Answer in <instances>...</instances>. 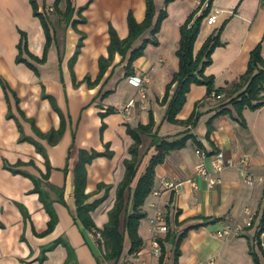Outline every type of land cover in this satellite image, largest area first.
<instances>
[{"label": "crops", "instance_id": "obj_1", "mask_svg": "<svg viewBox=\"0 0 264 264\" xmlns=\"http://www.w3.org/2000/svg\"><path fill=\"white\" fill-rule=\"evenodd\" d=\"M37 0L40 10L46 11L53 31L52 46L46 64L33 61L37 73L26 63L16 61L17 47L22 32L27 33L30 53L41 58L45 51L46 34L40 17L34 15L29 0H0V264H101V243L92 230L85 228L78 216L75 196L76 167L80 153L109 152L111 157H94L85 165L87 204H95L91 210L94 222L103 229L109 221L108 212L115 204L117 185L125 175L124 161L131 159L130 147L134 140L129 129L148 125L151 113L154 129L141 135L139 147L140 166L133 183L145 173V168L156 153L153 137L173 139L190 134L187 146L167 154L164 162L155 167L154 187L162 177L185 181L194 176L198 165L211 169V161L218 150L239 161L249 155L255 176L254 183L242 181L238 166L220 175V182L210 187L203 178H195L198 189L184 183L178 190L161 188L159 196L151 193L143 206L147 213L139 225L142 248L129 254L127 240L118 264H159L153 256L154 230L151 218L156 209L166 213L167 226L176 235L186 231L180 245L178 264H264L259 242L260 220L264 213V106L253 110L244 108L239 116L231 99L239 96L246 85L240 79L247 72L251 51L261 44L264 57V0H213L211 12L217 13L216 24L202 23L194 53L197 54L207 38L224 25L220 39L212 55V64L206 75L214 76L216 88L227 90L222 98H209L205 85L193 84L187 93L186 103L178 115L180 122H169L167 105L162 104L167 85L179 71L177 51L181 42V28L195 12L201 0H155L157 13L166 7L167 17L157 34L159 43L148 44L144 53L134 63V74L125 78L126 61L115 55L113 65L96 86L82 83L74 85L70 70V58L83 37V47L73 73L80 83L90 75L95 81L99 76V59L108 55L110 45L109 26L112 25L121 39L129 34L128 13L137 22L146 17V0H70L73 18L64 13L68 0ZM208 2V0L206 1ZM81 12V13H80ZM159 14V13H158ZM73 21H77L73 25ZM64 32V38L61 33ZM145 32L137 41L150 38ZM62 39V40H61ZM59 59L58 69H48V63ZM144 77L145 96L141 88L132 85L129 78ZM7 84L4 90L2 83ZM237 85H232V84ZM174 86L171 90L173 94ZM106 91L112 94L103 97ZM45 95L54 100L60 112ZM135 104L129 106V102ZM224 104V106H221ZM115 108L114 113L103 117L101 112ZM227 113L218 114L220 109ZM199 118L194 126L184 124L194 113ZM22 128L25 136L35 138L45 146L52 169L46 180L57 188H63L61 199L45 186L46 160L31 142L19 141ZM62 125L63 136L56 145L40 139L35 129L47 133ZM197 149L207 155L197 154ZM23 163L19 165V163ZM6 165L19 168L13 173ZM25 173V174H24ZM32 175L43 181L42 189L49 191L58 223L48 234L50 216L40 194L35 192ZM247 208L254 216L253 227L245 228L241 236L217 237V232L227 224L243 225ZM26 213V214H25ZM65 240L75 252V260L68 262V249L58 241ZM167 249L172 243L166 242ZM48 250V251H46ZM174 255L164 264H173Z\"/></svg>", "mask_w": 264, "mask_h": 264}, {"label": "trees", "instance_id": "obj_2", "mask_svg": "<svg viewBox=\"0 0 264 264\" xmlns=\"http://www.w3.org/2000/svg\"><path fill=\"white\" fill-rule=\"evenodd\" d=\"M60 0H56L55 7L59 5ZM172 0L166 1L167 4ZM207 0H201L200 4L196 6L195 12L188 18V20L182 25L181 28V42L180 47L177 51V55L179 57V71L174 74L172 80L167 85L165 95L162 100V104L167 105L166 109V117L169 122L178 123L180 122L178 119V115L182 108L186 103V95L190 91L191 86L193 84L197 85H205L207 87L206 95L209 98H212V94L215 92L216 96H222L227 88L219 87L216 88L214 82V76L206 75V69L208 66L212 64V55L214 49L222 45V41L220 39L221 33L224 29V25L220 28L216 29L211 36H209L207 41L201 47L197 54L194 53V46L196 43L197 36L201 30L203 20L207 18L210 14L211 5L213 0H208V7L203 8L202 4H204ZM32 4L34 15L36 17H40L43 25V29L46 34V43H45V51L41 58H38L30 53L28 41H27V33L22 32V38L20 43L18 44L19 54L17 56L16 61L26 63L31 69H33L36 73L37 66L36 63H46L48 52L51 48V44L54 38L50 18L48 17V13L46 11H41L39 3L37 0H29ZM69 4L67 7V11L64 13V16L70 21L73 18V10H72V2L68 0ZM166 7L161 9L158 13L156 10L155 0H146V17L142 22H137L134 14L129 12L128 14V28L129 34L125 39H121L117 33V30L110 25L109 26V34H110V45L108 47V55L101 56L99 59V76L95 81L91 80V76H85V79L78 83L77 77L75 73H73L72 69L74 64L77 62V58L80 54V50L83 47V37L78 42V48L73 56L70 58V70L72 73L74 85L79 86L82 83H87L88 86H96L98 85L104 76L107 74L108 69L113 65L115 60V55L118 54L122 57V61H126L125 65V77L127 78L134 74V63L141 58V55L144 53V50L148 44L157 45L159 43L157 39V34L161 30V24L167 17ZM81 13V12H80ZM78 22L73 21V25H76ZM147 31H150L151 37L146 38L142 41L140 46H136L137 41L140 37ZM251 58L249 62V68L247 72L240 79L241 83L246 85L245 89L239 96L231 99V102L234 108L237 110L240 117H242V113L244 108H250L253 110H257L264 106V57L261 51V44H258L254 50L251 51ZM28 53L31 56V60L29 61L24 58V54ZM237 85V84H232ZM4 90L8 89L7 84L5 82L2 83ZM175 87L173 94H171L172 88ZM113 91H106L103 94V97H106L112 94ZM46 98H49L54 104V108L56 111L60 112L59 108L56 106L54 100L51 96L45 95ZM218 97V96H217ZM223 99V98H222ZM221 106H224L222 104ZM116 111L115 108L109 107L105 112H101V115L106 116L107 114L114 113ZM228 110L220 109L218 114L227 113ZM199 118V114L196 112L186 121L184 124L194 126ZM154 116L151 113V120L148 125L138 126L137 128L129 129V134H131L134 144L130 147L129 154L131 159H127L124 161L125 164V175L121 182L117 185V192L115 198V204L113 208L108 212L109 221L105 224L103 229L97 228L93 216L91 215V210H93L96 205L95 204H87L86 200L88 195L85 193L86 191V177L85 173V165L92 161L94 157L107 155L109 157L112 156L111 153L103 151V152H94L89 154L85 151L80 153V161L76 167L75 173V196L76 202L78 205V216L85 228L88 230H92L95 235L100 233L104 239V246L102 250V258L103 263L101 264H118L121 259V255L126 248L127 240L130 242L129 254L137 253L143 246L142 239L139 235V225L140 222L147 217V213L143 211V206L147 201L148 195L151 193L154 188V178H155V167L165 161L167 154L173 152V150H179L187 146L188 138L192 137L190 134L175 137L173 139H168L165 137H153V146L156 148V153L151 158L149 164L145 168V173L140 176L135 185H133L140 166V157L139 155V147L141 142V135L144 133L151 134L154 129ZM19 131L21 132V137L19 141H27L31 142L37 147L38 153H40L44 159L46 160L47 172L44 175L43 180L49 179V172L52 169L51 162L48 158L45 146H42L35 138L25 136L22 131L21 126L19 125ZM40 139H46L50 145H56L61 137L63 136L62 125L58 128V130L52 129L47 133H42L34 130ZM23 163H19L22 165ZM8 169H10L13 173L20 172V169L13 168L11 166L6 165ZM25 174V173H24ZM32 177L35 183V192L40 194V200L44 203L46 210L49 213L50 221L48 222V228L44 234H48L51 232L56 224L58 223V217L56 216L53 209V200L51 199V195L49 191H45L42 189V186H47L51 191H54L60 200L63 195V188H57L48 181L43 185V181L38 179L35 176L28 175ZM26 214V213H25ZM261 230L264 231V213L260 220ZM0 228H4V225L0 224ZM186 231L181 233L180 235H176L175 233L169 230L166 234L157 237V240L161 245V256L159 258V264H164L168 258L171 257V254L174 255V263L178 264L179 257L181 254L180 245L182 239L184 238ZM65 245L68 249V262L70 263L75 260V252L71 245L65 240L58 241ZM166 242L172 243V248L167 249ZM48 251V250H46ZM257 264H259L258 257L255 258Z\"/></svg>", "mask_w": 264, "mask_h": 264}, {"label": "built area", "instance_id": "obj_3", "mask_svg": "<svg viewBox=\"0 0 264 264\" xmlns=\"http://www.w3.org/2000/svg\"><path fill=\"white\" fill-rule=\"evenodd\" d=\"M200 2L198 3V5ZM203 8L208 7V2H205L202 4ZM218 19L217 13L210 12V14L207 16L206 22L208 25H214L216 24ZM129 81L132 85H135L137 87L141 88L142 96H145V88L143 85V82L146 81V78L142 77H136L132 76L129 78ZM218 96V97H217ZM215 92L212 94V98H222L223 96L217 95ZM135 100H131L129 102V106L134 105ZM197 154L199 155H207L205 150L203 149H197ZM238 166L241 170L242 174V181L245 183H254L255 176L252 172V168L250 166V157L249 155L243 156L239 161H236L232 156H228L223 150H218L213 157L211 161V169L207 168L205 164L198 165L195 169L194 176L190 177L189 179L185 181H180L178 179L170 180L166 177H162L159 181V186L154 187L151 191V194L154 196H159L161 193V188L171 189V190H178L180 186L184 183H190L194 189H198V184L195 181V178H204L210 187H214L217 185V183L220 182V175L222 172H224L227 169H231V167ZM155 216L151 218V225L154 230V237L152 240V253L153 256H156L157 258H160L161 256V245L160 242L157 240V237H160L164 234H166L169 230V226H167V218L166 213L162 210L156 209ZM243 225H237V224H227L224 226L223 229L219 230L217 232V237H234V236H241L243 234V231L245 228L253 227L255 225L254 223V216L251 211V209L247 208L246 211V217L243 220ZM262 235V234H261ZM96 237L99 239L101 243L104 242V239L100 233L96 235ZM259 245L261 249L264 251V240H260ZM206 264H215L214 259H210Z\"/></svg>", "mask_w": 264, "mask_h": 264}, {"label": "rangeland", "instance_id": "obj_4", "mask_svg": "<svg viewBox=\"0 0 264 264\" xmlns=\"http://www.w3.org/2000/svg\"><path fill=\"white\" fill-rule=\"evenodd\" d=\"M206 19L207 18H205L204 20H203V22L205 21L206 22ZM207 23V22H206ZM59 31V33H61V38H64V32L63 31H61V30H58ZM62 40V39H61ZM53 61H51V62H49L48 63V69L50 68L51 70H56V69H58V64H59V59H58V57L56 58H54V59H52ZM48 62V61H47ZM46 62V63H47ZM46 63H41V64H46ZM40 64V65H41ZM125 79V78H124ZM140 170V169H139ZM141 173H142V170H140V175H141ZM263 209H264V206H263ZM261 257H262V260H263V262H264V252L262 253L261 252Z\"/></svg>", "mask_w": 264, "mask_h": 264}]
</instances>
